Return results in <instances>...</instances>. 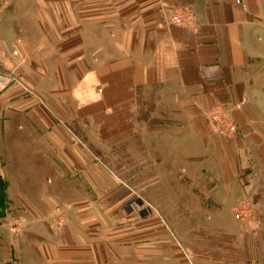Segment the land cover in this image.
Masks as SVG:
<instances>
[{
  "label": "crops",
  "instance_id": "0c3cea01",
  "mask_svg": "<svg viewBox=\"0 0 264 264\" xmlns=\"http://www.w3.org/2000/svg\"><path fill=\"white\" fill-rule=\"evenodd\" d=\"M23 1L0 0V69L17 67L29 88L37 86L35 72L78 67L75 81L87 87L88 103L97 105L110 101L111 93L122 98L116 87L129 82H176L188 109L175 114L173 127L162 124L161 138L151 137L164 146L176 138L178 147L188 137L216 157L211 182L218 189L231 197L242 189L251 194L249 254L224 264H264V0H33L32 16L23 15ZM183 5L196 15L192 29L165 18ZM58 23L76 24L65 29L69 47L57 46ZM90 36L101 39L92 49L97 62L79 64L72 40ZM58 54L67 58L59 61ZM60 81L69 82L68 76ZM95 84L101 98L90 92ZM23 85L12 82L0 91V264H148L136 243L132 248L115 225L101 223V210L110 208L101 190L74 198L62 228L49 223L58 201L54 184L69 179L59 169L80 163V146L40 93ZM215 100L229 106L238 125L231 138L212 134L205 124L201 110ZM110 195L114 204L121 200ZM183 253L187 264H196Z\"/></svg>",
  "mask_w": 264,
  "mask_h": 264
},
{
  "label": "rangeland",
  "instance_id": "374dc122",
  "mask_svg": "<svg viewBox=\"0 0 264 264\" xmlns=\"http://www.w3.org/2000/svg\"><path fill=\"white\" fill-rule=\"evenodd\" d=\"M23 2V15L32 16L34 1ZM75 25L57 24L59 49L70 46L66 45L71 35L65 29ZM72 41L73 57L79 64L86 59L97 62L92 49L101 39L90 36ZM58 58L64 61L67 55L58 54ZM14 70L17 75V67ZM81 73L78 67L35 72L37 86L29 87L31 92L40 93L58 123L73 132L80 146L75 149V159L80 163L59 169L66 170L69 179L54 184L58 201L49 211V223L52 225L54 206L66 211V225L72 200L83 194L95 196L101 190V198L110 205L101 210V223L115 225V232L123 241H130L132 248L136 243L139 254L148 256L147 260L143 258L148 264H187L183 252L196 264H224L226 258L248 255L246 229L255 216L237 220L233 209L243 196L250 197L254 206L251 194L242 189L231 197L228 191L218 189L220 185L211 182L216 157L199 151L188 137L179 147L176 138H170L169 145L164 146L155 144L151 137L152 133L160 137L162 124L173 127L179 121L175 114L188 109L179 101L184 95L176 82H129L125 88L116 87V94H122V98L111 93L110 101L97 105L88 103L87 87L75 81ZM64 75L69 82L60 81ZM99 85H93L90 92L101 98ZM217 101L232 115L224 102L212 103ZM205 108L201 110L203 118ZM111 192L120 194L121 200L114 204ZM20 221L17 216L12 224L19 225Z\"/></svg>",
  "mask_w": 264,
  "mask_h": 264
},
{
  "label": "built area",
  "instance_id": "2783aa9c",
  "mask_svg": "<svg viewBox=\"0 0 264 264\" xmlns=\"http://www.w3.org/2000/svg\"><path fill=\"white\" fill-rule=\"evenodd\" d=\"M170 23L192 29L196 25V15L194 11L186 5L176 7L172 12L165 16ZM14 69H0V91L8 84L15 82L23 85ZM24 86V85H23ZM24 88L30 91L28 87ZM220 102H214L204 109V121L209 131L222 138H231L237 134L238 125L232 115L228 113ZM51 213V223L55 228L63 227L66 223L67 213L61 206H54ZM253 202L248 196H243L233 209V217L237 220L246 221L253 216ZM11 232L18 230V225L10 226Z\"/></svg>",
  "mask_w": 264,
  "mask_h": 264
}]
</instances>
